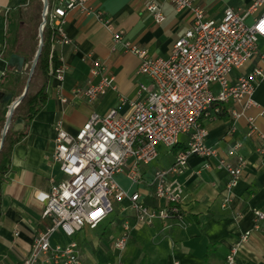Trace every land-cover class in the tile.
<instances>
[{"label": "crops", "instance_id": "0c3cea01", "mask_svg": "<svg viewBox=\"0 0 264 264\" xmlns=\"http://www.w3.org/2000/svg\"><path fill=\"white\" fill-rule=\"evenodd\" d=\"M159 1L165 15L159 23L146 8V0H90L89 5L103 10L116 28L122 29L131 41L146 47L150 54L166 56L175 40L191 26L193 17L189 8L178 10L168 1ZM251 1L198 0L206 16L214 19L221 18L228 6L246 8ZM38 3L39 0H0V93L5 95H0L2 110H7L19 96L16 93L36 53L43 17ZM58 3L59 0H52V9ZM65 29L71 42L56 44L53 53L56 62L61 54L68 64L64 79L48 78L47 99L42 109L28 125L17 119L13 127L14 131L27 130V133L11 148L10 166L0 185V264H17L29 252L35 234L51 224L49 217L41 216L44 204L36 199V193L49 190L51 176L57 179L61 176L51 158L56 121L62 120L67 131L76 133L92 112H108L120 103V97L139 98V83L151 84L146 75L136 73L140 61L136 54L111 51L112 33L93 12L77 7L69 9ZM259 51L264 54L263 37L259 39ZM13 52L24 56L20 71L8 63ZM87 54L103 60L115 76V87L91 101L71 91L101 77L91 75ZM255 66H264L259 54L233 69L229 77L234 80ZM41 82L42 76L37 72L28 91L35 92ZM253 97L258 105L245 112L255 116L257 132L249 133L245 117L239 118L233 127L230 108H240L233 101L225 103L216 118L201 119L208 129L206 143L216 148L217 156L235 164L238 155H242L244 163L239 179L230 184L228 171L218 166L215 155L189 156L185 170L172 176L181 182L184 190L181 210L184 225L163 219L149 225H135L125 249L120 251L115 240L122 232L121 226L125 220L134 222L133 211L124 199L114 202L113 211L94 228L85 225L71 237L58 229L52 234L51 243L75 240L82 264H107L118 258L124 264H172L175 259L180 264H223L234 245H238L236 264H264V220L256 221L254 214L256 208L264 210V152L259 150L264 142L260 134H264V81L256 83ZM187 138V133L181 134L178 145L185 146ZM235 144H238L236 152L230 153ZM175 153V148L159 144L158 157L141 165L145 181L132 183L124 171L117 174V180L129 191L139 190L146 204L161 206L164 201L155 197L148 180L156 169L170 166ZM247 230L248 238L242 241L241 235Z\"/></svg>", "mask_w": 264, "mask_h": 264}, {"label": "built area", "instance_id": "2783aa9c", "mask_svg": "<svg viewBox=\"0 0 264 264\" xmlns=\"http://www.w3.org/2000/svg\"><path fill=\"white\" fill-rule=\"evenodd\" d=\"M89 1L59 0L50 12L47 6L45 16H49L54 28L50 56L56 44L71 42L65 29L66 13L77 7L93 12L111 31L112 52L129 51L139 57L136 73L146 75L151 84L139 83V98L120 97V103L108 112H92L76 133L67 131L62 120L56 121L51 158L61 176L58 179L51 176L49 190L36 193V199L44 204L41 216L49 217L51 224L35 234L29 252L17 264H82L76 241L53 244L52 234L60 229L71 237L85 225L94 228L113 211L114 202L124 199L133 211L134 222L125 220L121 226L122 232L115 240L120 251L125 249L135 225H149L156 219L175 220L184 225L181 211L184 190L181 182L172 176L185 170L189 156L215 155L218 166L228 171L230 184L239 179L244 163L242 155H238L235 164L217 156L216 148L206 143L208 129L201 119L216 118L225 103L233 101L240 105V108H230L233 127L239 118L245 117L249 133L259 131L255 116L245 111L258 105L253 93L256 83L264 81V66H255L234 80L229 75L255 55L264 59L259 51V39L264 38V0H252L246 8L228 6L219 19L208 18L198 0H165L178 10L189 8L193 17L191 26L175 40L166 56L150 54L146 47L128 39L103 10L90 6ZM146 8L156 22L164 20L159 0H146ZM87 57L91 75L101 77L97 82L89 81L86 86H76L71 91L91 101L115 87V76L103 60L92 54ZM67 69L68 64L60 54L50 73L62 81ZM124 105L127 107L122 109ZM183 133L188 134L185 148L176 151L170 166L156 169L148 180L154 187L155 197L164 201L163 205L146 204L139 190L129 191L117 180V174L124 171L132 183L145 181L141 165L158 157L159 144L172 147ZM237 147L235 144L229 152L235 153ZM259 150L264 152V142ZM254 214L256 221L264 220L263 209H254ZM248 234L245 231L241 240L247 239ZM237 253L238 245L232 246L223 264H236ZM107 264L124 262L118 258ZM172 264L180 262L175 259Z\"/></svg>", "mask_w": 264, "mask_h": 264}, {"label": "trees", "instance_id": "16d2710c", "mask_svg": "<svg viewBox=\"0 0 264 264\" xmlns=\"http://www.w3.org/2000/svg\"><path fill=\"white\" fill-rule=\"evenodd\" d=\"M52 0H48V12L52 10ZM38 7L40 9V17L43 9V2L42 0H39ZM39 24V23H38ZM39 25L37 26L38 29ZM54 28L49 23V16H46V23H44L43 26V44L41 53L39 55L37 65L34 71L33 76L38 72L42 76V82L39 88L35 92L28 91L24 98L18 103L14 109L13 115H12V122L7 130V133L5 136L4 143L0 149V185L2 180L4 179L5 173L8 171L10 166V156H11V148L13 145L21 139L24 134L27 133V130L20 131H14L13 125L14 122L18 118H23L26 122V125H28L32 119L36 116V114L42 109V107L45 104V101L47 99V85H48V78H50L52 75L50 73V68L53 65H56V56L52 54L50 56V50H51V39L53 34ZM37 41H39V35L37 33ZM31 63L28 67H30ZM28 71V70H27ZM32 76V77H33ZM28 77V72L25 74V76L22 79V82L20 84L19 90L17 91L16 95H19L23 92V89L25 87V83ZM3 84V83H2ZM13 86L14 83H11ZM6 112L7 110H2L0 108V135H2V130L4 127V123L6 120ZM1 138V136H0ZM175 148V151L179 149L185 148L184 145L179 146L178 143L172 146Z\"/></svg>", "mask_w": 264, "mask_h": 264}, {"label": "water", "instance_id": "95a60500", "mask_svg": "<svg viewBox=\"0 0 264 264\" xmlns=\"http://www.w3.org/2000/svg\"><path fill=\"white\" fill-rule=\"evenodd\" d=\"M47 6H48V0H43V12H42V16L43 17H42V22H41V25H40V28H39V35H40L39 44H38L37 50L35 51L36 53L34 55L32 63L30 65V67H29L28 77H27V80H26V83H25L24 90H23V92L21 94H19V96L11 103V105L7 109L6 120H5V123H4L3 130H2V135H0L1 136V138H0V149H1L2 145H3V143H4L5 136H7L6 135L7 130H8V128H9L11 122H12V115H13L14 109H15L16 105L18 103H20V101L24 98V96L26 95V93H27V91L29 89L31 79H32V76L34 74L39 55L41 53L42 44H43V38H44L43 35H42V32H43V25H44L45 20H46V16H45V11L46 10L45 9H47ZM8 63L11 66H15L16 69L18 71H20L22 69V67H23L24 56L18 54V52H13L9 56ZM0 95L2 97H5L4 93H2V92L0 93ZM7 99H9V97ZM18 120H24V119L20 117V118H18ZM15 122H14L13 127H15Z\"/></svg>", "mask_w": 264, "mask_h": 264}, {"label": "rangeland", "instance_id": "374dc122", "mask_svg": "<svg viewBox=\"0 0 264 264\" xmlns=\"http://www.w3.org/2000/svg\"><path fill=\"white\" fill-rule=\"evenodd\" d=\"M32 79H33V77H32ZM34 87V86H33ZM32 88V87H31ZM161 148H162V146H161ZM113 205H115L114 203H113Z\"/></svg>", "mask_w": 264, "mask_h": 264}]
</instances>
